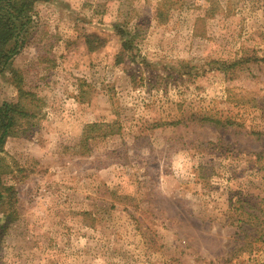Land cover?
Instances as JSON below:
<instances>
[{"label": "rangeland", "instance_id": "1", "mask_svg": "<svg viewBox=\"0 0 264 264\" xmlns=\"http://www.w3.org/2000/svg\"><path fill=\"white\" fill-rule=\"evenodd\" d=\"M31 16L0 73V104L10 71L42 103L0 154L16 193L0 264H264V0H37ZM93 123L109 134L84 147Z\"/></svg>", "mask_w": 264, "mask_h": 264}, {"label": "trees", "instance_id": "2", "mask_svg": "<svg viewBox=\"0 0 264 264\" xmlns=\"http://www.w3.org/2000/svg\"><path fill=\"white\" fill-rule=\"evenodd\" d=\"M37 0H0V73H4L10 66L11 60L16 56L29 36L30 23L32 22V9ZM158 15V13H157ZM156 15V16H157ZM113 30L121 40V53H130L135 40L134 36H130L119 25L114 24ZM235 63L227 66L225 71L232 70ZM10 70V69H9ZM12 74V83L17 92L15 102H3L0 104V154L3 153V146L6 139L10 137H20L29 135L36 126V121L42 108L41 101L34 94L26 92L21 86V78L15 71H10ZM108 124L93 123L87 125L81 134L80 143L85 144L90 132L105 131ZM106 131L104 135H108ZM4 166V167H3ZM5 165L2 157H0V207L8 206V211L5 217L8 219L15 218L16 193L11 186L4 185L2 177L5 176ZM236 204H241L243 212L249 215L254 213L259 207V203L252 204L248 200H243L242 197L236 199ZM243 214L241 219H231V223L237 222V229L241 228L243 223ZM255 219V218H254ZM256 220L259 222L256 218ZM262 223V222H261Z\"/></svg>", "mask_w": 264, "mask_h": 264}]
</instances>
